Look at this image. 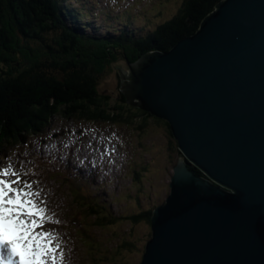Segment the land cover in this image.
<instances>
[{"label":"water","instance_id":"1","mask_svg":"<svg viewBox=\"0 0 264 264\" xmlns=\"http://www.w3.org/2000/svg\"><path fill=\"white\" fill-rule=\"evenodd\" d=\"M128 64L127 100L169 121L183 154L141 264H264V0H222Z\"/></svg>","mask_w":264,"mask_h":264},{"label":"trees","instance_id":"2","mask_svg":"<svg viewBox=\"0 0 264 264\" xmlns=\"http://www.w3.org/2000/svg\"><path fill=\"white\" fill-rule=\"evenodd\" d=\"M71 1L0 0V156L27 134L46 131L56 116L78 113L94 121L141 118L147 123L153 114L131 104L121 90L116 101L111 92L100 88L101 80L121 59L135 62L149 51L170 50L195 33L222 0H183L175 13L154 28L135 25L133 6L120 14L103 8L102 0ZM96 13L116 20L115 27L99 21ZM156 120L170 129L169 121ZM139 126L144 128L143 123ZM71 183L81 212L77 215L89 221L95 218L99 226L117 224L123 218L151 223L158 206L116 215L107 204L88 196L83 182ZM77 219H72L71 226L83 223ZM127 245L132 243L125 241L122 246Z\"/></svg>","mask_w":264,"mask_h":264},{"label":"rangeland","instance_id":"3","mask_svg":"<svg viewBox=\"0 0 264 264\" xmlns=\"http://www.w3.org/2000/svg\"><path fill=\"white\" fill-rule=\"evenodd\" d=\"M182 2L102 0V5L120 14L133 5L135 25L154 28L175 13ZM96 15L99 21L115 27L116 20L102 13ZM130 70L124 59L114 63L100 88L111 92L117 101L122 91L119 84L122 86ZM80 116H56L46 131L27 134L16 146L9 144L0 156V169L10 167L32 185L26 190L36 193L31 198L46 209L39 233H52L56 255L59 260L61 253L64 257L62 264H141L152 237V224L123 218L117 224L99 226L94 224L95 218L89 221L79 216L71 179H83L85 191L93 198L107 204L115 214L128 216L167 201L182 151L175 145L178 142L172 129L157 120L94 121ZM142 123L144 128L139 126ZM76 216L83 222H78V228L70 224ZM125 241L132 245L122 246Z\"/></svg>","mask_w":264,"mask_h":264},{"label":"snow or ice","instance_id":"4","mask_svg":"<svg viewBox=\"0 0 264 264\" xmlns=\"http://www.w3.org/2000/svg\"><path fill=\"white\" fill-rule=\"evenodd\" d=\"M21 183L23 187L15 186ZM31 187L17 171L10 167L0 169V260L4 264H13L14 258H18L19 264H48V256L53 261L57 259L52 233L33 231L43 227L46 209L31 198L37 195L26 190ZM63 259L61 253V264Z\"/></svg>","mask_w":264,"mask_h":264},{"label":"bare ground","instance_id":"5","mask_svg":"<svg viewBox=\"0 0 264 264\" xmlns=\"http://www.w3.org/2000/svg\"><path fill=\"white\" fill-rule=\"evenodd\" d=\"M83 169L87 170L86 168H83ZM83 171H84V170H83ZM87 171H88V170H87ZM36 203H37V201H36ZM33 231L36 232V233H39L38 228L34 229ZM56 256H57V255H56ZM46 259H47V261H48V264H61V263H60V260H59L58 257H57V259H56L55 261L52 260L51 256H50V257L48 256Z\"/></svg>","mask_w":264,"mask_h":264},{"label":"clouds","instance_id":"6","mask_svg":"<svg viewBox=\"0 0 264 264\" xmlns=\"http://www.w3.org/2000/svg\"><path fill=\"white\" fill-rule=\"evenodd\" d=\"M151 224H152V222H151ZM152 237H153V233H152ZM152 237H151V238H152ZM151 238H150V239H151ZM150 239H149V240H150ZM149 240H148V241H149ZM147 243H148V242H147ZM146 247H147V245H146ZM145 252H146V251H145ZM143 259H144V258H143Z\"/></svg>","mask_w":264,"mask_h":264}]
</instances>
